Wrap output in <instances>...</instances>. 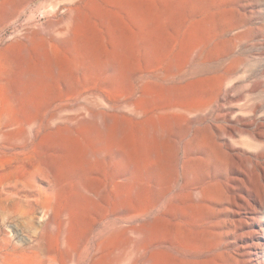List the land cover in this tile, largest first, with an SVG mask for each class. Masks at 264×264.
<instances>
[{"label":"rangeland","instance_id":"1","mask_svg":"<svg viewBox=\"0 0 264 264\" xmlns=\"http://www.w3.org/2000/svg\"><path fill=\"white\" fill-rule=\"evenodd\" d=\"M0 264H264V0H0Z\"/></svg>","mask_w":264,"mask_h":264},{"label":"bare ground","instance_id":"2","mask_svg":"<svg viewBox=\"0 0 264 264\" xmlns=\"http://www.w3.org/2000/svg\"><path fill=\"white\" fill-rule=\"evenodd\" d=\"M30 188V187H29ZM31 195V194H30ZM32 196V195H31Z\"/></svg>","mask_w":264,"mask_h":264}]
</instances>
